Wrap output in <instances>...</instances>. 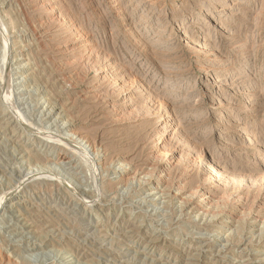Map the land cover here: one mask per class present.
<instances>
[{
	"label": "rangeland",
	"instance_id": "374dc122",
	"mask_svg": "<svg viewBox=\"0 0 264 264\" xmlns=\"http://www.w3.org/2000/svg\"><path fill=\"white\" fill-rule=\"evenodd\" d=\"M0 72V264H264V0H0Z\"/></svg>",
	"mask_w": 264,
	"mask_h": 264
},
{
	"label": "bare ground",
	"instance_id": "6f19581e",
	"mask_svg": "<svg viewBox=\"0 0 264 264\" xmlns=\"http://www.w3.org/2000/svg\"><path fill=\"white\" fill-rule=\"evenodd\" d=\"M40 2V1H39ZM41 4H43V3H41ZM43 6V5H42ZM45 6V5H44ZM36 8V7H35ZM44 8V7H43ZM41 10V9H40ZM52 10V9H51ZM50 13V12H49ZM49 15V14H48ZM52 15V14H51ZM59 23L60 22H58V26H59ZM56 24V23H55ZM62 24V23H61ZM56 27V26H55ZM60 27V26H59ZM61 28V27H60ZM67 28V27H66ZM70 29V28H69ZM60 30H62V28L60 29ZM68 30V29H67ZM66 30V31H67ZM43 31H45V30H43ZM70 31V30H69ZM71 31H73V30H71ZM60 32V31H59ZM62 32V31H61ZM68 32V31H67ZM42 33V32H41ZM54 33H57V32H54ZM63 33V32H62ZM65 33V32H64ZM68 34V33H67ZM44 35V34H43ZM73 35V34H72ZM72 35L70 36V37H72ZM76 35V34H75ZM42 36V35H41ZM62 36V35H61ZM60 36V37H61ZM39 37H40V35H39ZM59 37V38H60ZM76 37V36H75ZM78 37H80V36H78ZM78 37H76L77 39H78ZM69 38V37H68ZM76 40V39H75ZM80 40V39H79ZM74 41V40H73ZM82 41V40H81ZM64 42H66V41H64ZM68 43H70V42H68ZM68 43H66V44H68ZM71 43H73V42H71ZM84 43V42H83ZM57 45V44H56ZM71 45V44H70ZM79 45V44H78ZM85 45V44H84ZM60 46V44L58 45V47ZM61 47V46H60ZM66 47V46H65ZM72 47V46H71ZM74 47V46H73ZM80 47V46H79ZM27 49V48H26ZM75 49H76V47H75ZM84 49V48H83ZM70 50V49H69ZM77 50V49H76ZM67 52V51H66ZM71 52V51H70ZM80 52H81V50H80ZM72 53V52H71ZM79 53V52H78ZM66 54V53H65ZM75 54V53H74ZM164 54V53H163ZM60 55V54H59ZM165 55V54H164ZM157 56V55H156ZM164 57V56H163ZM77 59V58H76ZM81 59V58H80ZM173 59V58H172ZM79 60V59H78ZM5 61V60H4ZM78 64V63H77ZM79 65V64H78ZM2 67V66H1ZM1 73V72H0ZM126 99H127V97H126ZM125 99V100H126ZM19 101V100H18ZM124 101V100H123ZM20 102V101H19ZM124 103V102H123ZM119 104V103H118ZM158 105V104H157ZM159 105H161V107H162V104H159ZM164 106V105H163ZM156 107H158V106H156ZM47 108V107H46ZM159 108V107H158ZM157 109V108H156ZM155 109V110H156ZM158 110V109H157ZM157 112V111H156ZM158 112H159V110H158ZM157 112V113H158ZM161 112H162V114H161ZM161 112H160V114H158V116H157V119H158V124L160 125V126H166L168 123H175V122H173V118H172V116H171V112L168 110V109H166V107H163V110L161 109ZM156 113V114H157ZM46 115V114H45ZM47 117V116H46ZM156 117V115L154 116V118ZM170 123V124H171ZM175 125V124H174ZM171 126V125H170ZM173 126V125H172ZM175 127V126H174ZM170 128V127H169ZM165 132H167L166 130H164ZM42 132V131H41ZM48 133V132H47ZM52 133V132H51ZM164 133V132H163ZM59 135V134H58ZM163 135V134H162ZM61 136V135H60ZM84 136V135H83ZM82 135L81 136H79V138L82 140V141H85V142H90L88 139H87V137H83ZM162 137V136H161ZM161 137H159L156 141V144L154 145V144H152V145H154V147H153V150H152V152L153 151H155L158 147H160L159 146V143H161L162 142V138ZM78 138V139H79ZM48 139V138H47ZM79 139V140H80ZM50 140V139H49ZM165 140V139H164ZM160 149V148H159ZM158 149V150H159ZM167 149V148H166ZM166 149H165V151H166ZM164 151V150H163ZM163 151H161L160 152V154L158 155V153H157V157L155 158V161H153L154 163H152L153 164V170L151 171L153 174H155V176L158 178V180H160V181H162L161 179L163 178V172L166 174V167L168 166V165H175V166H179L180 165V163H179V161H177V162H174V160H173V157L170 155L171 153H169V151H166V152H164L163 153ZM170 151H172L171 150V148H170ZM159 152V151H158ZM156 153V152H155ZM173 155V154H172ZM96 157V156H95ZM72 159V158H71ZM154 159V158H153ZM197 159V158H196ZM58 160H60L61 162H67V160H68V157L66 156V155H60L59 157H58ZM180 160V159H179ZM194 160V159H193ZM175 161H176V159H175ZM193 162V161H192ZM188 163V162H187ZM190 164V163H189ZM195 164L198 166V167H200V172L201 173H203L204 175H203V181L198 185V188L197 189H194L193 191L194 192H192L193 194H191L190 196L192 197L191 199H195L196 200V197H202V201H205L206 199H208V197H209V193L207 194V191L209 190V186L212 184V182L215 180V179H217L218 177H220V175H219V172H218V169L214 166V165H212V166H210L209 164L207 165V164H205V163H201V161L200 160H195ZM194 164V165H195ZM171 165V166H172ZM185 165V164H184ZM143 166V165H142ZM183 166V165H182ZM196 166V167H197ZM58 167V166H57ZM74 167V166H73ZM184 167V166H183ZM191 167V166H190ZM60 168V167H59ZM122 168V167H121ZM189 168V167H188ZM187 168V169H188ZM195 168V167H194ZM197 169V168H196ZM199 169V168H198ZM42 170H44V169H42ZM63 170V169H62ZM169 170V169H168ZM189 170H190V168H189ZM166 171V172H165ZM181 171V170H180ZM184 171H185V169H184ZM188 171V170H187ZM192 171V169L190 170V172ZM194 172L196 171V170H193ZM65 172V171H64ZM38 173V172H37ZM182 173H183V171H182ZM65 174V173H64ZM164 174V175H165ZM183 174H186V172H184ZM191 174V173H190ZM199 174V173H198ZM27 175H29V174H27ZM34 175H35V173H34ZM66 175V174H65ZM201 175V174H200ZM167 176V175H166ZM169 176V175H168ZM47 177V176H46ZM155 177V178H156ZM188 177V176H187ZM202 177V176H201ZM60 178V177H59ZM221 178V177H220ZM50 179V178H49ZM165 179H166V177H165ZM164 179V180H165ZM180 179V178H179ZM27 180V179H26ZM58 181V180H57ZM159 183V182H158ZM170 184V183H169ZM210 184V185H209ZM214 188V187H213ZM176 192V191H175ZM179 193V192H178ZM150 194V193H149ZM152 194V193H151ZM175 195H176V193H175ZM211 197V196H210ZM235 197V196H234ZM190 198V197H189ZM191 199H189V201L191 200ZM85 200V199H84ZM88 201H89V199H88ZM91 201V200H90ZM219 201H221V200H218V202ZM192 202V201H191ZM207 202H208V204H210L209 203V201L207 200ZM206 202V203H207ZM218 202H215V203H217L218 204ZM214 205H216L217 206V204H215L214 203V201L212 202ZM211 203V204H212ZM194 204H196L197 206L200 204L199 203V201L198 200H196L195 202H194ZM219 205H220V202H219ZM218 205V206H219ZM212 205H210V206H208V207H211ZM215 206V207H216ZM220 207H222L221 205H220ZM205 208V207H204ZM210 209V208H209ZM215 209V208H214ZM213 209V210H214ZM218 209V208H217ZM211 210H212V208H211ZM221 210V209H220ZM209 211V210H208ZM216 218V217H215ZM212 219V218H211ZM261 221V220H260ZM264 222V221H263ZM257 223V222H256ZM212 224V223H211ZM264 225V224H263ZM28 230V229H27ZM24 231V230H23ZM253 232V231H252ZM208 236V235H207ZM206 236V237H207ZM247 239V238H246ZM222 240V239H221ZM257 240V239H256ZM221 247V246H220ZM196 249V248H195ZM221 249V248H220ZM249 251V250H248ZM254 252V251H253ZM222 255V254H221ZM258 261V260H257Z\"/></svg>",
	"mask_w": 264,
	"mask_h": 264
}]
</instances>
